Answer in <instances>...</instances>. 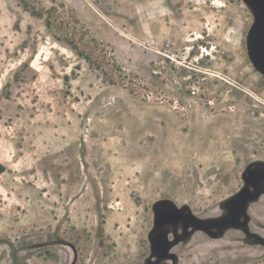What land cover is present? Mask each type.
Wrapping results in <instances>:
<instances>
[{
    "label": "rangeland",
    "instance_id": "rangeland-1",
    "mask_svg": "<svg viewBox=\"0 0 264 264\" xmlns=\"http://www.w3.org/2000/svg\"><path fill=\"white\" fill-rule=\"evenodd\" d=\"M260 4L0 0V264H264Z\"/></svg>",
    "mask_w": 264,
    "mask_h": 264
},
{
    "label": "water",
    "instance_id": "water-1",
    "mask_svg": "<svg viewBox=\"0 0 264 264\" xmlns=\"http://www.w3.org/2000/svg\"><path fill=\"white\" fill-rule=\"evenodd\" d=\"M260 1H261V4H260V7H261V8H260V7H259V8H260V10L262 11V10H263L262 8H263V5H264V0H260Z\"/></svg>",
    "mask_w": 264,
    "mask_h": 264
}]
</instances>
